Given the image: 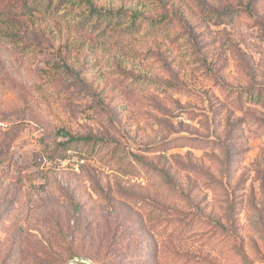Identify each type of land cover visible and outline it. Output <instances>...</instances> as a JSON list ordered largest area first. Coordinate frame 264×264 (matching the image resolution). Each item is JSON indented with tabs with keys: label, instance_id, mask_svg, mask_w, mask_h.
I'll return each mask as SVG.
<instances>
[{
	"label": "rangeland",
	"instance_id": "374dc122",
	"mask_svg": "<svg viewBox=\"0 0 264 264\" xmlns=\"http://www.w3.org/2000/svg\"><path fill=\"white\" fill-rule=\"evenodd\" d=\"M76 259L264 264V0H0V264Z\"/></svg>",
	"mask_w": 264,
	"mask_h": 264
},
{
	"label": "trees",
	"instance_id": "16d2710c",
	"mask_svg": "<svg viewBox=\"0 0 264 264\" xmlns=\"http://www.w3.org/2000/svg\"><path fill=\"white\" fill-rule=\"evenodd\" d=\"M86 4H88V3H86ZM93 11V13L95 14V13H97V14H99V17L101 16V18H108L110 21H113V20H118L120 17H122V16H124L122 13H117V14H103V12H98L97 10H92ZM132 18V19H131ZM131 20H132V22H138V21H140V22H142L143 21V17L140 19V16L139 15H137V14H132V16H131ZM152 24H154L155 26L156 25H162L163 23L162 22H158V21H156V22H152ZM71 141H75V142H81L82 140H74V139H72ZM86 141H88V140H85V142ZM113 264H115V263H113Z\"/></svg>",
	"mask_w": 264,
	"mask_h": 264
},
{
	"label": "water",
	"instance_id": "95a60500",
	"mask_svg": "<svg viewBox=\"0 0 264 264\" xmlns=\"http://www.w3.org/2000/svg\"><path fill=\"white\" fill-rule=\"evenodd\" d=\"M69 264H93V263L87 259H76L71 261Z\"/></svg>",
	"mask_w": 264,
	"mask_h": 264
}]
</instances>
